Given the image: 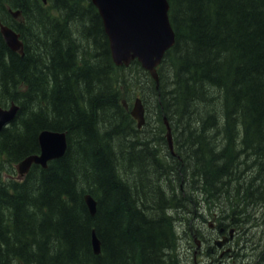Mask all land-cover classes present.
Wrapping results in <instances>:
<instances>
[{"label":"trees","instance_id":"1","mask_svg":"<svg viewBox=\"0 0 264 264\" xmlns=\"http://www.w3.org/2000/svg\"><path fill=\"white\" fill-rule=\"evenodd\" d=\"M169 3L176 42L152 111L178 134L176 155L164 136L167 149L150 155L123 102L157 82L138 61L115 66L91 1L0 0V20L23 43L14 52L0 32V107L20 105L0 131V264H180L183 214L215 202L227 221L214 230L241 223L260 251L250 210L264 205V0ZM45 129L66 132V153L18 180L15 166L40 152Z\"/></svg>","mask_w":264,"mask_h":264},{"label":"water","instance_id":"2","mask_svg":"<svg viewBox=\"0 0 264 264\" xmlns=\"http://www.w3.org/2000/svg\"><path fill=\"white\" fill-rule=\"evenodd\" d=\"M99 9L105 31L110 38V47L114 61L120 65L128 64L131 59H138L154 78L156 67L161 63L166 51L175 44V33L171 27L167 0H91ZM19 15V12L14 14ZM1 34L13 51L22 49L19 35L1 24ZM19 106L12 104L9 108H0V131L15 119ZM132 115L144 124V107L140 99L136 101ZM170 132V128H169ZM171 143V135L168 136ZM40 154L25 158L18 165L20 175L26 174L33 164L46 168L50 160L62 157L67 151L66 133L45 130L39 134ZM90 214L97 213V201L85 196ZM93 248L96 254L101 252V241L93 233ZM225 242H219L222 246Z\"/></svg>","mask_w":264,"mask_h":264},{"label":"rangeland","instance_id":"3","mask_svg":"<svg viewBox=\"0 0 264 264\" xmlns=\"http://www.w3.org/2000/svg\"><path fill=\"white\" fill-rule=\"evenodd\" d=\"M135 76H138L140 81L142 79H144L143 73H140L139 75L136 74ZM139 85L141 88H138L136 90V93H138V92L142 93V90H141L142 89V83ZM145 85H147V86L149 85L148 90L147 89L145 90V94L147 96V97H145V99H146V102H147L149 109H150V111H148V116H149L151 122L143 128L142 132H140V138L145 140V141H148L147 147L149 148V150H150L149 154L151 155V150H153V151H155V149L157 150L158 149L157 146H159V143H163L162 147L160 149H164V150L167 149V146H165L164 141L162 139V136H164V137H165V135L167 136V133H166V130L163 129V122H160V121L157 122L158 118L155 116V113L153 112L154 108H152V105L154 103V99L152 97H154L156 94H158L159 87L156 86L155 89H152L149 82H145ZM131 92L133 94V91L129 90V94H131ZM132 103H133V100H132ZM150 114H151V116H150ZM123 127H124L123 125H120V128H122L121 130H123ZM118 129H119V127H118ZM177 135L178 134L175 133V138L173 135V140L175 141V143H176ZM131 141H132V139H131ZM171 141H172V138H171ZM151 144H153L154 146H152ZM173 152H174V149H173ZM246 172H248V171H246ZM240 175L244 176L243 173H240ZM247 175H250V172ZM182 187L183 188L180 192H183V190H184V185ZM204 199H205V197H204ZM219 205L224 206L223 202L222 203L221 202H219V203L215 202V203H210V204H207V203L203 204L201 209H206V212H207L206 215L204 214V212L202 213L201 211H194V214L193 213L183 214V215L187 216L188 220L191 222V225H189V223H188V226L186 225L184 227L185 230L181 229V233H182L181 235L182 236L179 240V250L178 251L181 250L182 253H186V254H184L181 257L180 264H205V262L208 261L207 260L208 257L206 256L208 253L205 252V251H207V249H206L207 246L202 245V242H203L202 239H200V241L198 243H194L193 242V235L194 234L198 235L197 229H200L201 232H205L204 234L207 236L208 233H206V230L208 229V227H207V224H205V222H207V221H210L211 225L219 223V220L221 218ZM253 205H254V208H256V210L254 211L255 212L254 214L252 213L253 211H251L252 209L250 210V215H251L250 218H254V219L256 218V220L259 224V227L262 229L261 233H263L264 232V225H262V224L264 221V219H263V217H264V205L261 203L260 204L254 203ZM196 213L204 216L205 222H201V223L195 222V217H193V216H196ZM226 221H227V218H224L222 223H226ZM185 222H187V220H185ZM228 226L232 227L233 230L234 229L236 230L235 238L229 245V249H231L230 253L225 257V259L228 263H231V264L233 263V260L235 258L234 256L236 253L241 254V255H244L246 253V256H249L247 254V252L249 250H251V252H254L252 255H255V256L259 253L258 249L252 251L253 250L252 247H256L255 243L250 244L248 241H246L247 236H249V235L246 234V232L244 230L245 228L243 229V227H237L236 223L233 224L231 221L228 222ZM260 228L254 229L252 227H249L247 230H250V232L252 234L257 229H260ZM185 231L187 232L188 235L185 234ZM260 247L264 250V241H263V245L262 246L260 245ZM193 251L195 252V255H196V257H194V259L192 258V254H193L192 252ZM209 256L212 258L211 254H209ZM200 257L203 259V261L202 260L199 261ZM262 264H264V263H262Z\"/></svg>","mask_w":264,"mask_h":264},{"label":"flooded vegetation","instance_id":"4","mask_svg":"<svg viewBox=\"0 0 264 264\" xmlns=\"http://www.w3.org/2000/svg\"><path fill=\"white\" fill-rule=\"evenodd\" d=\"M240 224L236 223V226H240ZM210 232L213 234V236H212L213 238H211V239H215V240L219 239L223 235H226V233H227L226 231L224 232V230L222 231V229L221 230L220 229H218V230H210ZM215 233H217V234H215ZM259 249H260V251L263 250L261 247H259ZM229 250H231V249H229ZM213 251H215V250L213 249ZM252 251H254V249ZM210 254L213 257V259L209 256V254H207L206 256L208 257V259H207L208 261H206L205 264H215V262L217 264H221V263H223V264H231V263H228L226 261L225 255H222V252H216V253H210ZM260 254H259V256L256 255L257 257L255 256L256 257V262H254L253 264H262V263H264L263 258H260ZM241 256L242 257L237 258V256L235 255L234 256L235 258H234L232 264H241V263L249 264V263L253 262V260H255L254 256H244V255H241ZM194 257H196L195 253L193 254L192 258L194 259Z\"/></svg>","mask_w":264,"mask_h":264},{"label":"bare ground","instance_id":"5","mask_svg":"<svg viewBox=\"0 0 264 264\" xmlns=\"http://www.w3.org/2000/svg\"><path fill=\"white\" fill-rule=\"evenodd\" d=\"M106 33V32H105ZM108 37V36H107ZM108 40L110 41V38L108 37ZM161 151V150H160ZM161 153V152H160ZM88 208V207H87ZM253 208H254V205H253ZM254 210H256V208H254ZM222 216V215H221ZM221 220V219H220ZM243 223H246L245 225H247V224H249L250 222H243ZM185 230V229H184ZM182 233H181V231L179 232V237L181 238V235ZM185 234L186 235H188L187 234V232L185 231ZM200 238V237H199ZM199 242V241H198ZM201 243V242H200ZM194 254V253H193ZM193 254H192V256H193ZM242 257V256H241ZM199 259V258H198Z\"/></svg>","mask_w":264,"mask_h":264}]
</instances>
